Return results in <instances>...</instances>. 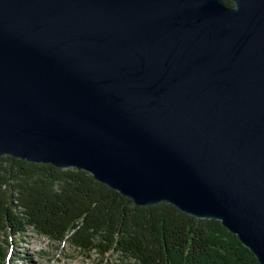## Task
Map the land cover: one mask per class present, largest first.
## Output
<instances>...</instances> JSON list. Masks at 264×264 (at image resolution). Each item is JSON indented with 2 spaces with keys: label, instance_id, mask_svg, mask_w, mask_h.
<instances>
[{
  "label": "water",
  "instance_id": "95a60500",
  "mask_svg": "<svg viewBox=\"0 0 264 264\" xmlns=\"http://www.w3.org/2000/svg\"><path fill=\"white\" fill-rule=\"evenodd\" d=\"M0 0V157L215 218L264 264V0Z\"/></svg>",
  "mask_w": 264,
  "mask_h": 264
},
{
  "label": "trees",
  "instance_id": "16d2710c",
  "mask_svg": "<svg viewBox=\"0 0 264 264\" xmlns=\"http://www.w3.org/2000/svg\"><path fill=\"white\" fill-rule=\"evenodd\" d=\"M29 228L88 256L118 253L134 264H260L218 219L169 202L136 205L88 171L3 155L0 234ZM5 256L0 245V264Z\"/></svg>",
  "mask_w": 264,
  "mask_h": 264
},
{
  "label": "rangeland",
  "instance_id": "374dc122",
  "mask_svg": "<svg viewBox=\"0 0 264 264\" xmlns=\"http://www.w3.org/2000/svg\"><path fill=\"white\" fill-rule=\"evenodd\" d=\"M0 245L6 251L2 264H134L133 260L123 259L118 253L106 258L88 256L75 250L68 243H61L29 228L22 234L4 232L0 234Z\"/></svg>",
  "mask_w": 264,
  "mask_h": 264
},
{
  "label": "bare ground",
  "instance_id": "6f19581e",
  "mask_svg": "<svg viewBox=\"0 0 264 264\" xmlns=\"http://www.w3.org/2000/svg\"><path fill=\"white\" fill-rule=\"evenodd\" d=\"M11 264H15V263L12 262ZM35 264H41V262L36 261Z\"/></svg>",
  "mask_w": 264,
  "mask_h": 264
}]
</instances>
